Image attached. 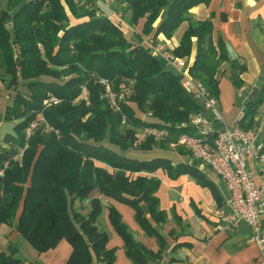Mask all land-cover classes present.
Segmentation results:
<instances>
[{
    "label": "trees",
    "instance_id": "trees-1",
    "mask_svg": "<svg viewBox=\"0 0 264 264\" xmlns=\"http://www.w3.org/2000/svg\"><path fill=\"white\" fill-rule=\"evenodd\" d=\"M209 1L116 0V11L128 12L130 25L144 20L141 36L131 40L96 0H6L0 8V82L6 76L5 86L14 96L3 116L12 127L0 146V224L14 227L38 253L66 240L72 248L66 264H91L93 258L113 264L115 248L106 247L108 234L96 225L102 210L100 199L92 196L97 191L129 205L141 230L155 238L158 251L153 252L133 238L118 211L108 206L109 222L127 258L149 264L167 246L159 232L168 214L156 195V170L172 179L189 175L221 205L206 170L187 150L176 149L187 157L178 163L126 154L137 148L136 130L145 126L165 128L168 144L182 133L192 134L187 123L201 109L184 91L180 74L151 54L143 36L170 38L184 23L171 52L186 58L194 50L188 74L215 97L227 70L235 89L243 85L244 64L229 57L220 37L213 43L209 18L190 13ZM68 13L85 19L70 24ZM102 79L119 98L118 110L107 105ZM81 87L86 98L79 97ZM49 93L60 101L45 106ZM263 101L264 85L253 88L235 123L251 129ZM33 121L37 125L27 136L25 129ZM156 141L149 136L138 149L150 150ZM0 264H23V259L9 245L0 250Z\"/></svg>",
    "mask_w": 264,
    "mask_h": 264
},
{
    "label": "crops",
    "instance_id": "crops-1",
    "mask_svg": "<svg viewBox=\"0 0 264 264\" xmlns=\"http://www.w3.org/2000/svg\"><path fill=\"white\" fill-rule=\"evenodd\" d=\"M96 1L112 20L117 21V14L122 17L124 25L121 28L126 35L130 30L129 39L135 40L134 37L141 36L143 19L132 26L128 22V13L122 15L116 11V0H109L108 3L107 0ZM5 2L6 0H0V8L4 7ZM190 13L196 18H209L213 43L216 44L217 38L220 37L226 44L229 57L237 59L245 66L240 75L243 85L239 89H235L231 84L228 70L219 80V94L216 98L221 121L212 125L213 130H218L223 126L233 125L241 117L252 89L264 85V0H210L207 5L192 7ZM184 27L185 24H181L169 39L163 34H158L156 38L173 49L178 45ZM144 40L142 37V41ZM193 57L194 50L185 58L187 66L191 64ZM166 65L169 66L167 63ZM252 129L257 131V138L264 141L263 105L254 116ZM10 131L11 129L7 133ZM0 146H4L3 139ZM178 160L185 161L184 155H178ZM257 166L258 164L252 161L248 162L249 170H254ZM262 167L264 168V164ZM200 168L206 170L204 166L200 165ZM188 178L185 175L166 182L165 198L168 199L164 206L161 200L159 202L168 215L166 223L159 227V232L167 246L161 250L160 257L149 260V264H260L259 249L251 240L252 232L248 224L241 221L233 229L214 230L216 223L211 213V203L214 201L211 191L193 185L190 186L191 193H187L185 184L190 183ZM92 196L101 201L102 210L96 225L108 234L106 247L115 248L113 264L133 263L125 254L121 237L109 222V205L118 211L136 241L153 252L158 251L155 238L141 230L129 205L101 196L97 191ZM226 201L227 199L221 197V205ZM9 245L15 248L17 255L23 259V264H66L72 250L70 244L62 239L54 248L38 253L14 227L0 224V250L7 251ZM23 249L27 250L26 257L21 256ZM91 264L103 263L93 258Z\"/></svg>",
    "mask_w": 264,
    "mask_h": 264
},
{
    "label": "built area",
    "instance_id": "built-area-1",
    "mask_svg": "<svg viewBox=\"0 0 264 264\" xmlns=\"http://www.w3.org/2000/svg\"><path fill=\"white\" fill-rule=\"evenodd\" d=\"M117 17L120 18V15L117 14ZM144 43L152 55L164 59L180 74L184 91L201 106L200 112L194 114L187 123L193 128V133H182L171 144L182 146L192 159L198 160L201 166L209 168L224 181L229 198L224 205H218L215 200L211 203L216 223L214 230H230L237 227L239 222H246L252 232L251 240L259 249V263L264 264V141L257 138L255 129H242L236 123L213 130L212 125L221 121L217 98L188 74L185 58L174 56L153 38H146ZM100 82L108 93L110 86L107 81L102 79ZM56 103L58 99L52 95L43 100L45 106ZM113 105L116 110L119 109L117 102H113ZM38 120H42V117L39 116ZM36 125V121L29 123L25 129L27 136ZM167 134L165 128L145 126L136 131L134 143L138 144L149 136L155 140L164 139ZM249 161L258 164L257 168L249 170Z\"/></svg>",
    "mask_w": 264,
    "mask_h": 264
},
{
    "label": "rangeland",
    "instance_id": "rangeland-1",
    "mask_svg": "<svg viewBox=\"0 0 264 264\" xmlns=\"http://www.w3.org/2000/svg\"><path fill=\"white\" fill-rule=\"evenodd\" d=\"M125 5L122 4L121 7L123 8ZM121 13V11H118ZM128 13V12H125V14ZM123 15V13H121ZM129 15V13H128ZM122 18V17H121ZM121 18H118L116 19L117 22L120 24V26L122 27L124 25L123 21H121ZM85 18H81V19H75L73 16H71L69 13H68V21L70 22V24H73V23H76L80 20H83ZM133 26V25H132ZM130 30H128V33H127V36L130 37ZM135 39H137L136 37H134ZM143 38H150V37H146V36H143ZM142 39V38H141ZM155 40L158 41L159 44H161V46L166 49V50H172V48H169L167 45H165L161 40L157 39L156 37L153 38ZM169 39V38H168ZM187 63V62H186ZM58 70V69H56ZM68 77H64L62 76V79H67ZM8 78L5 76V82H0V142L2 141V139L4 138L5 134L11 129L12 127V123L11 122H8V121H5L3 116H4V112H5V109L6 107L11 103V100L14 96V90L12 88L8 89L6 86H5V83L7 82ZM17 86H20L19 83ZM81 94L79 97L81 98H86V89L85 87H81ZM103 97L106 99V102H107V105L111 108V109H115L113 106V102H116L117 99L119 98H116V94L114 93V91L111 89L110 87V90L106 91V88L103 87ZM112 90V91H111ZM49 95H52L55 97V95L49 93ZM58 99V98H57ZM60 101V99H58V102ZM88 103V102H86ZM137 114L139 115H143V113H140V112H137ZM147 115V114H145ZM137 131V130H136ZM135 137H136V134H135ZM144 142V140H142V142L138 143V144H135L134 141H133V146L134 147H137V148H131L130 150L127 151L126 154H128L129 156H132L134 158H139V159H150L152 157H165V158H168L170 159L173 163H178V155H181V154H178L176 152V149L178 148H181L183 150H186L184 149L182 146L178 145V144H171V143H167L165 142L163 139H158L156 141V145L150 149V150H145V149H138V147ZM161 146V147H160ZM159 148H162V149H159ZM178 154V155H177ZM191 157V156H190ZM192 158V157H191ZM184 159L186 160L187 157L184 156ZM205 167V166H204ZM206 177L208 180H210L212 182V185L215 187L217 193L223 198V199H228V195H229V191L224 183V181L222 179H220L218 176H216L215 174H213V172L210 170V169H206ZM155 176L160 180V185H159V188L156 192V195L157 197L159 198V200H161V203H162V206L165 205L166 203V199L168 198H165V194H166V182H171L173 180H176V179H172L170 178L162 169H158L156 170L155 172ZM182 176H185V175H181L179 177H182ZM178 177V178H179ZM188 178V181L190 183H187L185 184V188L187 189V193H191V189H190V186L192 187L193 185H196L198 186V188H202L200 185H198L194 179H192L189 175H187ZM190 184V185H189ZM190 195V194H189ZM77 204V203H76ZM82 212H85L84 209H81ZM212 213V212H211ZM29 246V245H27ZM25 251H27L26 249H23L21 250V256L23 257H26V253Z\"/></svg>",
    "mask_w": 264,
    "mask_h": 264
}]
</instances>
